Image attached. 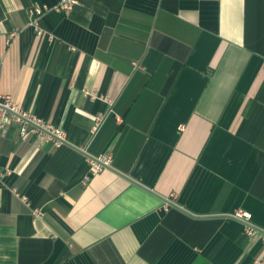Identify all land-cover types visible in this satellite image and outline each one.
<instances>
[{"label": "crops", "instance_id": "0c3cea01", "mask_svg": "<svg viewBox=\"0 0 264 264\" xmlns=\"http://www.w3.org/2000/svg\"><path fill=\"white\" fill-rule=\"evenodd\" d=\"M56 2L0 0V92L65 132L0 136V264H264V0Z\"/></svg>", "mask_w": 264, "mask_h": 264}, {"label": "built area", "instance_id": "2783aa9c", "mask_svg": "<svg viewBox=\"0 0 264 264\" xmlns=\"http://www.w3.org/2000/svg\"><path fill=\"white\" fill-rule=\"evenodd\" d=\"M77 2L78 0H58V2L51 6L35 5L30 7L29 13L31 16H37L48 9H71ZM11 33L14 34V32ZM86 93L90 96H96V94L93 92L86 91ZM100 119L101 115L95 117L93 128H96ZM9 121H14L17 124L19 135L22 138L26 137L32 132H36L44 139H53L57 145L63 143L65 139V132L61 127L50 124L35 114L23 109L13 100V97L10 93L0 92V136L5 131ZM111 158V154L106 152L96 157L87 155L85 160L87 161L90 170H101L110 166ZM15 193L23 201L29 204L28 198L25 194L18 192ZM37 211L38 210H36V212ZM232 216L240 219L244 223L248 234H254L257 231L255 227L250 225L251 213L248 210L238 208L233 211Z\"/></svg>", "mask_w": 264, "mask_h": 264}]
</instances>
